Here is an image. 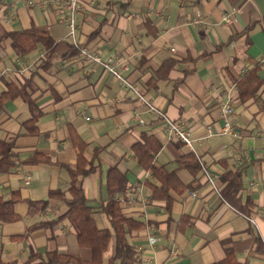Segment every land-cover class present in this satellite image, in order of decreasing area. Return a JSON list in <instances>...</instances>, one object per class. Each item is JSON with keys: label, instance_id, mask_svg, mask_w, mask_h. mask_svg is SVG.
<instances>
[{"label": "crops", "instance_id": "crops-1", "mask_svg": "<svg viewBox=\"0 0 264 264\" xmlns=\"http://www.w3.org/2000/svg\"><path fill=\"white\" fill-rule=\"evenodd\" d=\"M232 8H239L235 19L223 23L222 14ZM66 12L67 0H0V96L8 83L28 81L25 94L33 103L32 108L22 96L0 102V144L11 143L14 162L0 172V200L17 197L12 205L17 219L0 220L1 259L22 264L30 251L91 258L66 218L30 228L65 211L51 193L69 196L70 177L60 164H75L80 142L94 166L82 178V190L98 228H110L100 211L108 198L107 171L116 167L125 174L128 187L115 199L125 217L141 223L126 234L136 252L134 264H212L224 257V242L238 262L264 264V0H78L73 36L63 22ZM29 29L47 32L54 42L51 56L41 44L19 56L12 40L1 38ZM74 43L125 62V76L189 133L192 148L169 134L166 121L112 75L83 64ZM167 59L174 60L167 77L149 84ZM255 66L261 85L242 102L236 82ZM225 102L234 106L233 134L221 132ZM33 114L37 132L30 134L25 123ZM143 135L161 143L153 165L174 172L184 187L168 191V207L152 197L148 183H160L131 151ZM189 152L196 171L179 166ZM36 153L50 162H25ZM238 168L240 200L251 201L247 215L219 194L220 176ZM113 247L112 239L102 264Z\"/></svg>", "mask_w": 264, "mask_h": 264}, {"label": "trees", "instance_id": "trees-1", "mask_svg": "<svg viewBox=\"0 0 264 264\" xmlns=\"http://www.w3.org/2000/svg\"><path fill=\"white\" fill-rule=\"evenodd\" d=\"M249 29V27H248ZM2 37H9L12 40V47L14 52L19 55H25L34 50L37 44H41L45 49L46 57L53 53L54 42L48 36L46 31L40 30H22L4 34ZM174 65V60H165L158 70L155 72V77L149 84L156 83L158 80L165 79L169 70ZM258 67L248 70L237 80L239 90V97L242 102L251 98L259 89L261 80L257 77L256 72ZM28 81L22 85H15L14 83L7 84V91L0 96V102L22 96L26 98L29 105L33 108L32 100L25 94ZM39 114V113H38ZM38 114H33L32 117L25 123L30 134L37 132L34 127V122ZM29 125L31 128H29ZM70 137L75 142V137L70 134ZM142 140L136 142L131 151L136 159L138 165L144 170L151 173V175L158 180L160 185L156 187L154 184L148 183L151 188L153 198H162L166 201L167 207L171 202V197L168 194L170 189H179V182L174 172H168L163 167H155L153 165V158L161 148V143L152 135H143ZM77 153L76 162L74 165L60 164L70 177L69 187L65 193L57 190L51 193L52 197L60 199L65 205V211L57 218L44 223L32 226L36 228L45 226L51 223H56L61 219H68L76 232L77 243L81 247H87L91 250V258L89 260H82L68 254L58 253L55 251L40 254L30 251L26 260L22 264H102V257L104 252L108 249L110 241L113 239L114 247L112 255L108 258L107 264H134L136 262V252L134 247L128 242L126 234L135 228L141 227V223L127 218L121 212L118 201L115 196L118 193L124 192L127 189V180L125 174L119 171L116 167H111L107 171L105 185L107 187L108 198L100 205V211L108 218L110 228H98L93 217L92 209L86 205V198L82 190V178L88 176L94 169V166L87 162L82 155L83 144L75 142ZM11 143L0 144L2 147V156L0 157V172L5 171L13 166L14 162L10 159L8 150ZM1 152V151H0ZM27 163H49V159L40 154H34ZM179 166L188 168L192 171L199 169V165L193 160L191 152L187 153L178 159ZM222 185L219 190L221 198L230 204L237 211L248 214V207L251 205L250 199H246L244 203L240 200V191L242 189V168L235 171H227L220 176ZM181 189H184L182 185ZM17 197L1 201L0 200V220L13 221L17 217L13 213V202ZM224 244V257L212 264H243L236 260L234 252L231 247ZM0 264H16L4 262L0 256Z\"/></svg>", "mask_w": 264, "mask_h": 264}, {"label": "built area", "instance_id": "built-area-1", "mask_svg": "<svg viewBox=\"0 0 264 264\" xmlns=\"http://www.w3.org/2000/svg\"><path fill=\"white\" fill-rule=\"evenodd\" d=\"M78 7V0H67V12L64 15L63 22L68 27V35L73 36L75 31V11ZM239 12V8H232L230 11L223 13L221 20L225 24H230L236 17L237 13ZM200 17L197 16L194 22L199 21ZM75 49L79 54L80 61L83 64L89 65L94 64L98 66L102 71L112 75L118 82L128 89L133 96L135 97L136 101L142 104L146 110L154 111L159 114L167 123V132L172 134L176 139L181 140L184 142L188 147L192 148V141L193 139L190 137L189 133L182 130L177 124L174 122L169 121L166 116L162 113V111L158 110L150 99L142 93L138 86L131 82L124 74L127 70V65L123 62L120 58L115 57L112 54L102 55L98 51L89 50L85 46H81L77 43H74ZM221 111V120H222V127L221 132L223 134H233L232 128L230 125V119L234 115V106L231 105L229 102L222 103L220 105ZM208 180L211 182L210 177L207 175ZM27 183V181H26ZM145 201V200H144ZM155 239L153 237L149 238V243L152 245Z\"/></svg>", "mask_w": 264, "mask_h": 264}]
</instances>
